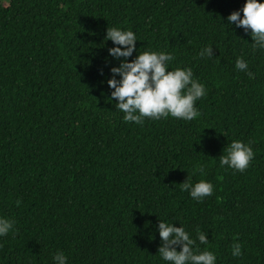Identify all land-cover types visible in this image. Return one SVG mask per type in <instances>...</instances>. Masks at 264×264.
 Segmentation results:
<instances>
[{"label":"trees","instance_id":"trees-1","mask_svg":"<svg viewBox=\"0 0 264 264\" xmlns=\"http://www.w3.org/2000/svg\"><path fill=\"white\" fill-rule=\"evenodd\" d=\"M243 2L0 0V217L14 221L0 264L58 250L68 264H167L158 219L204 231L216 264H264V50L226 21ZM113 26L192 68L207 88L195 119L123 120L106 82ZM233 140L254 153L243 172L219 165ZM200 179L213 195L196 202L180 183Z\"/></svg>","mask_w":264,"mask_h":264},{"label":"clouds","instance_id":"clouds-1","mask_svg":"<svg viewBox=\"0 0 264 264\" xmlns=\"http://www.w3.org/2000/svg\"><path fill=\"white\" fill-rule=\"evenodd\" d=\"M226 21L251 36L253 50H264V0H244L239 10L228 14ZM104 40L112 41V47L107 49L108 55L119 61L118 66L110 68L112 76L106 81L111 89L109 98L115 99L114 106L124 114L122 118L125 122L143 124L146 117L152 120L172 117L190 121L198 116L195 102L207 94V88L193 77L191 67L169 68V62L174 57L163 50L147 48L138 53L135 44L138 39L132 30L107 27ZM134 51L136 55L133 57ZM198 55L213 56L211 45L202 48ZM234 67L245 72L249 79L254 78L243 57L235 60ZM225 152L220 156L219 165H227L240 172L248 168L254 156L250 143L241 140L231 141ZM197 171L203 172V168ZM180 185L181 191L186 190L196 202L213 195L212 183L204 179L194 183L184 180ZM13 224L11 219L0 217V236L14 231ZM156 231L160 237L157 252L167 264H216L214 252L197 246V241L199 244L208 243L204 231L197 229L196 238L193 239L183 226L176 227L170 221L160 219ZM231 255H242L239 242L232 245ZM52 260L53 264H68L67 256L59 250L52 255Z\"/></svg>","mask_w":264,"mask_h":264},{"label":"rangeland","instance_id":"rangeland-1","mask_svg":"<svg viewBox=\"0 0 264 264\" xmlns=\"http://www.w3.org/2000/svg\"><path fill=\"white\" fill-rule=\"evenodd\" d=\"M2 1H3V3H4L5 0H2Z\"/></svg>","mask_w":264,"mask_h":264}]
</instances>
